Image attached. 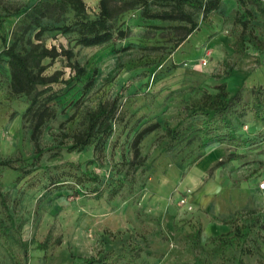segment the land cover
<instances>
[{"label":"rangeland","instance_id":"obj_1","mask_svg":"<svg viewBox=\"0 0 264 264\" xmlns=\"http://www.w3.org/2000/svg\"><path fill=\"white\" fill-rule=\"evenodd\" d=\"M56 1L0 0V160L10 162L0 166V264H264V120L253 109L264 100V15L250 0H222L206 16L185 6L189 33L186 20L147 17L175 0H109L113 38L85 46L76 11ZM83 2L95 20L100 0ZM12 46L50 52L34 62L48 81L30 94L13 90ZM221 84L235 96L230 129L246 142L197 137L165 150L166 127L202 118L188 107ZM114 101L111 132L68 151ZM155 122L135 158L136 134ZM237 224L247 235L219 248Z\"/></svg>","mask_w":264,"mask_h":264},{"label":"trees","instance_id":"obj_2","mask_svg":"<svg viewBox=\"0 0 264 264\" xmlns=\"http://www.w3.org/2000/svg\"><path fill=\"white\" fill-rule=\"evenodd\" d=\"M143 7L148 6V0H139ZM222 0H175L174 8L172 10H166L163 12L149 13L146 12L148 18H159L169 20H186L191 23L189 33L193 32L197 26V23L192 18L191 14L185 11V6H190L197 9H202L206 16L213 10L219 8ZM245 2V0H239ZM264 15V0H250ZM61 3L64 7L70 4L78 16L77 24L80 26V40L79 42L85 46L101 45L108 42L113 38V32L110 29L109 21L112 17V11L109 6V0H100L101 12L95 20H87L84 18L85 4L83 0H57L54 5ZM38 11L42 10V7L36 6ZM245 24V22H244ZM70 27H65V31L69 32ZM120 37L125 36L124 31H119ZM5 54L9 57V64L12 70V86L13 90L18 93H32L38 84H45L48 79L41 74L34 72V62L39 64L42 57L50 55L48 50H44L39 54L34 53H22L16 51L12 47L5 49ZM84 68L79 69V73L83 74ZM235 96L230 95L226 90L225 84L219 86L217 93H205L199 99L195 100L188 107L189 116H201L202 118L195 122H189L186 124H178L175 126H167L165 130L166 145L164 149L171 151L182 144L188 143L191 140L199 137L206 144L212 142H226L231 145H241L246 142L245 139L240 138L237 134L230 129V120L227 117V113L233 106ZM36 105V101L32 102V107ZM254 117L256 120H264V100L261 96H257L253 105ZM37 110L36 112H38ZM116 111V101L109 105H100L99 108L93 112L90 116L89 123L86 128L74 136V140L70 146L67 147L68 151L75 149H81L92 143L99 135L101 138L107 136L110 131L111 120L114 118ZM46 112L41 111L38 114L39 120L35 126V132L40 128L44 119L47 117ZM160 127L158 122L151 123L143 127L135 136L133 146L135 148V158L139 154V145L146 135L154 132ZM239 155L235 152L230 153L227 156V160H234ZM8 160H0V166L9 165ZM143 163L142 160L133 161L132 165L140 166ZM0 195L2 192L0 191ZM4 200V197H3ZM255 210H249L245 213H254ZM242 215L244 213H241ZM237 220L236 217L231 219L232 222ZM247 235L246 224L236 225L233 229V234L230 232L219 235L218 247L225 249L231 245L239 242ZM197 241L200 240V230L195 232ZM98 260L95 258H88L79 264H95ZM77 264V263H72Z\"/></svg>","mask_w":264,"mask_h":264},{"label":"built area","instance_id":"obj_3","mask_svg":"<svg viewBox=\"0 0 264 264\" xmlns=\"http://www.w3.org/2000/svg\"><path fill=\"white\" fill-rule=\"evenodd\" d=\"M206 63H207V61H206V60H203V61H202V65H206ZM261 187H262V188H264V182H263V183H261Z\"/></svg>","mask_w":264,"mask_h":264}]
</instances>
